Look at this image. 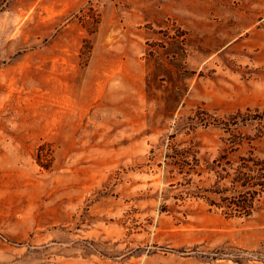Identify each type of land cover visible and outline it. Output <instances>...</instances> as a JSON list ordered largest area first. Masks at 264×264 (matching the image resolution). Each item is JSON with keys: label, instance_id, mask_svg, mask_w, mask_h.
I'll return each mask as SVG.
<instances>
[{"label": "rangeland", "instance_id": "rangeland-1", "mask_svg": "<svg viewBox=\"0 0 264 264\" xmlns=\"http://www.w3.org/2000/svg\"><path fill=\"white\" fill-rule=\"evenodd\" d=\"M239 110L264 111V0H0V264H264V197L177 202L164 163L215 158Z\"/></svg>", "mask_w": 264, "mask_h": 264}, {"label": "trees", "instance_id": "trees-1", "mask_svg": "<svg viewBox=\"0 0 264 264\" xmlns=\"http://www.w3.org/2000/svg\"><path fill=\"white\" fill-rule=\"evenodd\" d=\"M230 120L214 124L231 137L223 139L225 146L212 160L201 156L198 144L193 141L186 145L170 141L166 144L164 163L172 173L171 178H182L169 185L172 189L183 187L175 196L177 202L191 196L221 209L227 216L249 217L258 208L256 202L264 197V158L252 149L236 158L231 154L238 152L246 141L251 143L262 137L263 130L251 136L240 131L237 125L264 121V111L250 114L239 110Z\"/></svg>", "mask_w": 264, "mask_h": 264}]
</instances>
